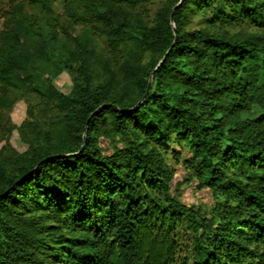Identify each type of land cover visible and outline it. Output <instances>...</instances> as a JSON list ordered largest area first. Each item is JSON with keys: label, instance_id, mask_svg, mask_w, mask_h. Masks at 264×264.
<instances>
[{"label": "trees", "instance_id": "obj_1", "mask_svg": "<svg viewBox=\"0 0 264 264\" xmlns=\"http://www.w3.org/2000/svg\"><path fill=\"white\" fill-rule=\"evenodd\" d=\"M0 264H264V0H0Z\"/></svg>", "mask_w": 264, "mask_h": 264}, {"label": "rangeland", "instance_id": "obj_2", "mask_svg": "<svg viewBox=\"0 0 264 264\" xmlns=\"http://www.w3.org/2000/svg\"><path fill=\"white\" fill-rule=\"evenodd\" d=\"M62 4L63 3L61 1H57L53 4L56 12L63 11ZM54 83L58 89L68 93L72 84L71 76L67 72H62L55 78ZM26 108L27 105L23 99H19L15 103L11 112V118L15 124L19 125L24 120L26 116ZM9 143L17 151H24L27 147V145L19 139L18 132L16 130H13L9 138ZM101 145L104 149H107L109 146L107 140H102ZM171 148L179 150L180 146L171 145ZM182 152V154L186 153L184 150ZM182 154L179 158V162H176L171 155H168V161L175 168L174 177L171 181L172 191L176 193L179 199L184 203L201 209H206L211 201L210 194L205 189H198L195 182L188 179L187 170L182 164Z\"/></svg>", "mask_w": 264, "mask_h": 264}, {"label": "water", "instance_id": "obj_3", "mask_svg": "<svg viewBox=\"0 0 264 264\" xmlns=\"http://www.w3.org/2000/svg\"><path fill=\"white\" fill-rule=\"evenodd\" d=\"M178 3H179V2H178ZM178 3H177V4H178ZM177 4H176V5H177ZM173 33H174V37H175V29H174V28H173ZM163 58H164V57H162V59L159 60V62H158L157 65H159V64L161 63V61L163 60ZM149 87H150V79H149L148 82H147L146 92L148 91Z\"/></svg>", "mask_w": 264, "mask_h": 264}]
</instances>
